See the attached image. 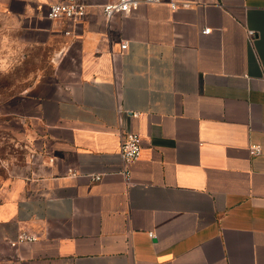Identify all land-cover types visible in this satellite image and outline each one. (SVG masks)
I'll return each mask as SVG.
<instances>
[{
  "label": "crops",
  "instance_id": "obj_1",
  "mask_svg": "<svg viewBox=\"0 0 264 264\" xmlns=\"http://www.w3.org/2000/svg\"><path fill=\"white\" fill-rule=\"evenodd\" d=\"M56 1L0 0L56 48L13 110L33 153L0 184V264H264V0L110 19L90 0L72 35L46 17ZM23 230L38 239L11 246Z\"/></svg>",
  "mask_w": 264,
  "mask_h": 264
},
{
  "label": "rangeland",
  "instance_id": "obj_2",
  "mask_svg": "<svg viewBox=\"0 0 264 264\" xmlns=\"http://www.w3.org/2000/svg\"><path fill=\"white\" fill-rule=\"evenodd\" d=\"M54 43L52 36L0 8V184L24 174L33 153L26 136L10 128L19 118L13 110L30 88L53 75Z\"/></svg>",
  "mask_w": 264,
  "mask_h": 264
},
{
  "label": "built area",
  "instance_id": "obj_3",
  "mask_svg": "<svg viewBox=\"0 0 264 264\" xmlns=\"http://www.w3.org/2000/svg\"><path fill=\"white\" fill-rule=\"evenodd\" d=\"M90 0H58L52 2L47 9L46 17L58 24L65 35H72L82 25L87 16V8ZM164 2L163 0H105L101 5L103 13L106 18L110 19L116 14H130L137 11L143 5L158 4ZM172 9L178 7V3H170ZM210 28L203 29V33H209ZM249 34L252 35L253 31L250 30ZM127 47V42L122 43V49ZM261 152L259 145L251 147V153L256 155ZM142 153L141 138L136 133H129L122 141L120 149V158L123 164L122 173L129 178L131 175L130 166L139 160ZM50 158L49 161H53ZM75 174V173H74ZM94 180H100L101 174L93 175ZM153 237L154 234L150 232ZM37 235L30 233L26 230L20 231L16 239L10 242L11 246L23 242H33L37 240Z\"/></svg>",
  "mask_w": 264,
  "mask_h": 264
}]
</instances>
